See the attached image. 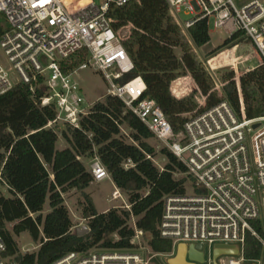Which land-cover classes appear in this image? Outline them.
Returning <instances> with one entry per match:
<instances>
[{
	"label": "trees",
	"instance_id": "obj_1",
	"mask_svg": "<svg viewBox=\"0 0 264 264\" xmlns=\"http://www.w3.org/2000/svg\"><path fill=\"white\" fill-rule=\"evenodd\" d=\"M108 17L114 31L127 32L122 45L133 71L125 81L136 77L142 80V98L154 100L174 133L181 131L190 116L222 101L238 117L240 99L246 118L264 113V63L242 74L238 84L234 71H228L222 77L221 95L214 89L211 76L193 51V47L210 41L205 20L184 32L165 0H131L111 8ZM243 38L239 31L232 33L207 57ZM81 59L73 61L71 68ZM187 75L196 89L175 98L170 92L171 83ZM41 84L39 79L31 93L27 85L19 83L0 96V236L5 244L4 257L18 264H50L69 252L132 249L134 227L143 232L145 246L151 253L171 252L173 243L160 236L159 226L164 198L185 195V183H191L185 166L163 145L157 150L152 141H159L114 96L105 95L94 102L87 115L80 118L78 128L61 122L47 128L56 111L40 106ZM174 91L178 93L175 88ZM197 94L204 98V107L195 101ZM59 138L64 145L57 148ZM157 155L164 161L162 167L154 163ZM94 158L106 169L115 189L127 196L129 209L112 207L97 212L85 192L94 182L89 168ZM72 191L81 196L75 209L88 228L83 235L72 231L74 221L64 197ZM46 203L48 211L44 213ZM251 224L264 238V222ZM23 233L33 241L34 251L20 252L17 238ZM261 256L260 242L247 232L244 259L255 261Z\"/></svg>",
	"mask_w": 264,
	"mask_h": 264
},
{
	"label": "built area",
	"instance_id": "obj_2",
	"mask_svg": "<svg viewBox=\"0 0 264 264\" xmlns=\"http://www.w3.org/2000/svg\"><path fill=\"white\" fill-rule=\"evenodd\" d=\"M80 1L75 0L74 7L69 8L64 0H0V96L19 83L34 93L42 79L39 104L56 111L55 119L46 127L61 122L78 128L92 104L85 103L73 77L86 69L100 73L106 95L119 98L185 166L191 179L189 194L164 198L160 236L173 245H207V264L214 245L235 246L238 254L223 255L218 264H242L246 261L244 239L249 232L262 246L261 258L250 262L264 264V238L251 226L253 221L264 222V115L246 118L240 99L238 117L222 101L190 116L181 131L174 133L154 100L142 98V80L125 81L133 64L108 13L131 0H88L81 5ZM165 1L184 32L201 20L208 25L211 18L214 30L228 36L242 33L264 63V0H248L239 6L232 0ZM181 13L184 21L179 19ZM79 57L81 61L71 68ZM89 168L95 182L110 179L97 158ZM111 199L120 200L119 207L129 209L119 190L111 192ZM80 229L81 225L72 231ZM143 239V232L134 227L132 249L69 252L50 264H150L159 254L142 246ZM4 251L0 236V264H18L5 258Z\"/></svg>",
	"mask_w": 264,
	"mask_h": 264
},
{
	"label": "rangeland",
	"instance_id": "obj_3",
	"mask_svg": "<svg viewBox=\"0 0 264 264\" xmlns=\"http://www.w3.org/2000/svg\"><path fill=\"white\" fill-rule=\"evenodd\" d=\"M66 4H68L69 8H73L74 5L73 3L75 0H64ZM97 1V0H95ZM235 5L239 6L248 0H232ZM179 19L181 21H184L186 17L181 13L179 15ZM208 32L210 36V41L207 44V47L205 49L197 50L195 52L196 57L200 62L203 63V67L205 70L209 73V75L212 78L213 86L218 95H221V88L223 86L222 83V77L228 73V71H234L235 75V81L238 84V79L242 75L240 72L243 71V69H247L250 66H257L258 62V57H256V54L251 55V50L249 47L248 40L243 38L239 42L241 45L238 46V51L235 52L237 54L236 61L239 62V69L238 72H235L233 68H231V65L223 66V67H216L213 68V70H210V68L207 65L206 59L210 58L207 57V54L210 53L211 51L215 50L221 43L227 38V35L225 34L224 31L219 30V29H213L212 25V19H208ZM127 32L121 33L119 36L121 39L125 37ZM250 42V41H249ZM194 49V48H193ZM227 48L221 50L224 51ZM249 49V50H248ZM194 51V50H193ZM218 54V53H217ZM239 57V59L237 58ZM3 60V58L1 57ZM260 60V59H259ZM213 65V64H212ZM244 74V73H243ZM76 82H78L80 88H81V93L84 98V101L86 104H93L94 102L101 100L105 95H106V83L102 77V75L98 72H94L90 69L86 70H81L77 72V74L73 77ZM182 80V78H181ZM189 81V79H188ZM191 81H193L191 79ZM195 85V84H194ZM172 95V94H171ZM173 96V95H172ZM184 97V96H183ZM195 101L197 104L201 107H204L205 101L204 98H202L199 94H197ZM61 138H59V142L57 143V148L61 147V145H64L63 140L61 141ZM152 143L155 145L156 149H160L162 147L161 143L157 142L155 139L152 141ZM154 163L158 167H162L164 161L162 158L157 155L156 158H154ZM185 188H186V193L189 194L191 192V183L189 181H186L185 183ZM114 185L111 182V179H105L101 182H92L86 189L85 192L89 194L91 197L94 206L97 210V212H103L105 209H109L112 207H119L121 204V201L117 200H112L111 199V192L114 190ZM5 191V189H2ZM65 200H66V205L70 211V215L72 217V220L74 221V227L76 226H84L86 225V222L80 218V215L78 211H76L75 207L77 204V201L81 198L79 192L72 191L68 194L64 195ZM126 195L124 196V200H126ZM111 199V200H110ZM48 211V205L47 203L44 205V213ZM133 225V221L131 220L130 222ZM252 226V224H251ZM253 227V226H252ZM17 241L20 242V252L21 253H29L35 250V245L33 241H31L29 235L27 233H23L20 235V237L17 238ZM141 245L145 247V240H141ZM207 245L204 246L205 249H207ZM205 255L206 258H209L208 256V251L205 250ZM154 254V253H152ZM166 259H169V256H158L156 255L150 264H166ZM218 262V261H217ZM206 264V263H205ZM242 264H252L250 261H245Z\"/></svg>",
	"mask_w": 264,
	"mask_h": 264
},
{
	"label": "crops",
	"instance_id": "obj_4",
	"mask_svg": "<svg viewBox=\"0 0 264 264\" xmlns=\"http://www.w3.org/2000/svg\"><path fill=\"white\" fill-rule=\"evenodd\" d=\"M248 43H249L248 45L250 47V50L252 49L251 52H250L251 55L253 54V51H254V54H256V57H258V62H257L256 65L261 64V61L259 60V56H258L257 52L255 51L253 45L251 44V42H249V40H248ZM239 45H241L240 42H238V43L230 46L226 50L220 51V52H218V54H215L212 57L206 59L207 65L210 68V70H213V68L220 67V66L223 67V66L231 65V68H233V70H235V72H238V70L240 68H239V62L236 61V57L235 56L237 54H235V52L238 51V49H239L238 46ZM206 47H207V44L202 46V47H199V48L193 47L194 48L193 50H194V52H196V49L197 50H201V49H205ZM237 58L239 59L238 56H237ZM211 60H212V62H211ZM255 67H256L255 65L254 66H250L249 68H247L245 70L243 69V71H241L240 73L243 74V73L247 72L248 70H251V69H253ZM181 78H182V80H181ZM181 78L173 81L171 83V85H170V92L173 95L172 87L174 86V84L176 82L175 89L177 90L179 96H174L173 95L175 98H181L183 96H186V95H188L189 93L193 92L196 89V86L194 85V82L191 81V77L189 75L181 77ZM188 79H189V81H188ZM104 211H106V209ZM99 213H101V212H99Z\"/></svg>",
	"mask_w": 264,
	"mask_h": 264
},
{
	"label": "water",
	"instance_id": "obj_5",
	"mask_svg": "<svg viewBox=\"0 0 264 264\" xmlns=\"http://www.w3.org/2000/svg\"><path fill=\"white\" fill-rule=\"evenodd\" d=\"M264 115V113L262 114ZM257 125H254L255 128ZM78 235L88 233L87 226L75 231ZM204 246L202 244H177L176 255L167 260V264H205L203 257ZM238 248L231 245L217 244L211 251V259L213 264H218L217 259L223 255H236ZM186 258L189 260L187 261Z\"/></svg>",
	"mask_w": 264,
	"mask_h": 264
},
{
	"label": "flooded vegetation",
	"instance_id": "obj_6",
	"mask_svg": "<svg viewBox=\"0 0 264 264\" xmlns=\"http://www.w3.org/2000/svg\"><path fill=\"white\" fill-rule=\"evenodd\" d=\"M176 249H177V244L172 246V250H171V252H169V253H159V256H160V255H161V256H169V258L174 257V256L176 255ZM205 254H206L205 251H203V257H204V260H205V262H206V264H207L208 258H206V255H205ZM167 260H168V259H166V264H167ZM186 260L189 261L187 258H186ZM208 262H209V261H208ZM210 264H213L211 258H210Z\"/></svg>",
	"mask_w": 264,
	"mask_h": 264
},
{
	"label": "bare ground",
	"instance_id": "obj_7",
	"mask_svg": "<svg viewBox=\"0 0 264 264\" xmlns=\"http://www.w3.org/2000/svg\"><path fill=\"white\" fill-rule=\"evenodd\" d=\"M174 88H175V85L172 87V92H173V95H174V96H179V94H178V93H176V92L174 91Z\"/></svg>",
	"mask_w": 264,
	"mask_h": 264
}]
</instances>
